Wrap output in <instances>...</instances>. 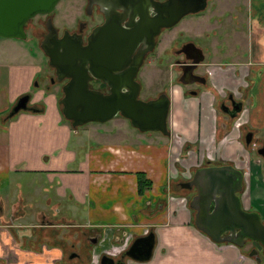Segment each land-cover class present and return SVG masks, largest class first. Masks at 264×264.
<instances>
[{
  "label": "crops",
  "instance_id": "crops-1",
  "mask_svg": "<svg viewBox=\"0 0 264 264\" xmlns=\"http://www.w3.org/2000/svg\"><path fill=\"white\" fill-rule=\"evenodd\" d=\"M244 2L247 26L257 16L262 29L235 31L240 20L236 12L230 14L221 23L229 38L225 55L239 44L251 48L253 62L241 60L238 76L233 66L219 65L214 34L212 74L200 97L174 79L169 82L168 136L161 138L140 133L122 117L112 120L111 128L98 129L97 123L73 128L62 116L50 74L39 76L36 55L20 46L27 38H0V264H99L102 256H117L149 233L150 258H128L125 264H256L241 249L214 244L198 232L177 185L186 180L179 175L187 177L209 161L200 163L197 145L231 135L240 140L234 129L214 132L211 87L231 92L241 87L245 98L239 123L257 137L264 132V0ZM41 83L43 91L30 94L32 85L39 89ZM24 95H31L29 110L9 118ZM191 157L193 163L184 164ZM139 177L149 186L143 187Z\"/></svg>",
  "mask_w": 264,
  "mask_h": 264
},
{
  "label": "water",
  "instance_id": "water-1",
  "mask_svg": "<svg viewBox=\"0 0 264 264\" xmlns=\"http://www.w3.org/2000/svg\"><path fill=\"white\" fill-rule=\"evenodd\" d=\"M58 1L0 0V38L25 40L27 22L38 14L51 13ZM147 1L153 15L149 16L146 8V24L139 23L129 33H123L120 26H116L115 29L120 31L118 35L112 33L107 36L95 30L86 46L82 45L79 37L68 33L57 38L55 28L50 21L47 23L48 33L40 48L49 66L55 69L56 81L68 80L62 88L63 97L59 104L62 116L71 122L73 128L89 123L105 124L120 116L140 133L168 136V100L164 95L151 101L139 99V83L135 78L144 52L136 59H131V56L139 42V33L146 35V52H150L160 29L171 28L184 15L202 10L205 0ZM92 79L104 82L109 94L91 89ZM28 99L27 95L19 98L9 118L29 110ZM241 184V172L230 165H222L196 169L190 180L180 183L179 187L194 189V195L188 202V208L194 212L193 226L211 242L239 248L242 240L247 239L264 249V224L260 223L256 213H246L240 208L236 193L240 192ZM97 241L98 237L92 240V244H97ZM152 247L153 235L149 233L135 239L125 256L135 262H145L150 258ZM247 256L256 263L260 262L255 250ZM100 263L114 264L105 255Z\"/></svg>",
  "mask_w": 264,
  "mask_h": 264
},
{
  "label": "flooded vegetation",
  "instance_id": "flooded-vegetation-1",
  "mask_svg": "<svg viewBox=\"0 0 264 264\" xmlns=\"http://www.w3.org/2000/svg\"><path fill=\"white\" fill-rule=\"evenodd\" d=\"M60 1L61 0L57 2L55 8L51 13L36 15L42 18L40 22H42L44 26V31H42V35H41L42 37L39 43L43 41V39L48 33L47 23L49 21L56 30L57 38L60 39L63 37L65 33H68L69 35H73L74 37H79L82 41V45L86 46L89 40L91 39L92 33L95 30L102 31V33L107 34V36H109L112 33H116L118 35L120 31L115 29V27L120 26L123 33H129L132 32L134 28L139 25V23L146 24V8L149 12V16L153 15L151 8L147 6V2H148L147 0H66L67 5L69 7L68 9L64 8V18L67 17L70 18L72 24L71 26H69V28L67 27V29L59 31V29L56 28L55 25H53L54 24L53 16L55 14L54 11L56 10ZM156 1L160 2L163 0H156ZM208 2L209 0H205V6L202 10L195 13L186 14L183 17L192 16L204 11L208 6ZM232 7L234 8L235 4H233ZM238 7L239 10H235L238 15L234 14V16H237V18H239L240 23L237 25L236 28H234L235 31H240L241 33H245L247 29L252 33H254L256 30L262 29V26L258 23L257 16L250 18L249 22L251 24L247 26L246 14L244 11L245 7H243V4H239ZM229 12H230L229 10L225 9L222 10L221 15H215L216 20H212L213 22H217L216 24L218 26H216L215 28H212L211 30L206 32L194 31L192 35H187L184 33L177 34L175 37L169 40L165 48H160L159 47L161 43L160 36L165 31H169L171 28L176 26V24H178L183 17L180 18L178 23H176L173 27L167 29H160L158 35L154 37V45L150 52H146V35L144 36L141 33H139L138 36L139 42L135 47L131 56V59H136L139 54H142L144 52L142 55L141 63L139 65L137 76L135 78V80L139 83V94L141 91H144V89L146 90V84H144L142 80L139 78L140 70L143 67H146V59L148 58V56L156 52L159 48H160V53L152 63V67L158 69L163 63V61H169L166 77H168V75L170 76V74L173 73L174 74L173 79L176 80V82L181 87H183L188 94L192 96L200 97L201 93L203 92L202 89L208 83V78L212 74L211 68L209 69V67L212 65L211 59L214 56V54L212 53L213 47L216 50L218 49L217 52H219L218 55L219 65H222L224 67L233 66V70H234L233 72L236 76H238L237 74L240 68L244 66L241 60H244L246 57H249V59L251 60L253 57L252 54H250L251 48L250 49L248 48V51H246L245 48H243L239 44H235L232 47V51L230 52V54L225 55L226 52L229 50L228 44H226L227 42L226 40L229 38H227V33H228L227 30L225 29L224 26L221 25L219 16L224 18L226 17L231 18ZM36 16H34L33 18H35ZM33 18H31V20H33ZM250 25L253 26V29L252 27L250 29ZM25 32L27 33L26 29ZM33 32L40 33L39 27H34ZM214 34L218 36L217 40L219 42V45L217 46L214 45L212 47L213 45L212 38ZM100 43H102V41H99V44ZM98 46H99V50H101V46L100 45ZM197 50L199 52H197ZM215 54L217 53L215 52ZM199 58L200 60H198ZM232 58L235 59L238 58V62H229ZM252 62H250L249 65H254V63ZM50 68L52 69V75H53V76L50 75L49 77L50 85L58 86L59 84V88L61 92L59 99L61 100V98L63 97L62 88L67 83L68 80L57 82L55 69L52 68L51 66ZM180 80H182L184 83L180 82ZM90 88L94 90H98L105 95L109 94V89L107 85L101 81H96L92 79L90 81ZM165 90L166 92L159 90L157 91V93L147 98L146 96H144L143 97L144 100L140 98L139 99L142 101H151L156 99L160 95H164L168 100L167 89L165 88ZM211 90H212L211 97L213 100L211 109L213 114L215 115L214 119H216L214 124L215 125L214 132L217 131L219 134H221V132H226L227 134L228 132H230L231 129L237 131L239 133V138H240L239 144L241 148L243 150L250 149L251 151H253V153L257 155V157L262 162V166L264 169V136L262 138L255 136V134L252 131L248 130L245 126H242L239 123L238 116L242 112L243 101H244L243 99L245 98L244 92L241 89V87L236 86L234 92L229 91L225 87H220L216 91H214L213 87H211ZM27 96L29 97L28 102H30L31 95H27ZM168 108H169V102H168ZM217 119L219 120L218 123H217ZM222 165H230L241 172V170L237 168L233 163H229V162L213 163L210 162V160L206 162L204 165L197 167L196 169L212 167V166H222ZM195 170L192 171L188 180L179 182L177 185H179L180 183L188 182ZM241 174H242L241 190L240 192L236 193V196L238 197L240 202V208L242 211L246 213H256L259 216L260 223L264 224V178H260V179L257 178L256 180H254L253 178L249 177L246 187L244 184V175L242 172ZM256 188L259 191H255ZM183 190L192 192L191 196L188 198V202H189L190 198L194 195V189L191 188L189 190L187 189H183ZM243 192H245L247 195L246 205H244V202L242 200ZM191 212L193 217L194 214L193 210H191ZM92 238L93 236L90 238V240ZM121 244L122 243L120 242L117 246L120 247ZM246 246L248 247L245 249L244 252L245 255H247L251 250H255L257 257L260 259L261 262V258L259 257V254L264 256V249L255 242L249 241L247 239H243L242 246L239 247V249L242 250ZM126 250H124L123 252H119L117 256H110L109 253H107L108 255L106 256L111 258L114 264H116L117 262H121L125 264V261L128 260V258L125 256ZM251 259L254 261L253 258ZM260 262L259 263L255 262V263L260 264ZM98 263L101 264L100 260Z\"/></svg>",
  "mask_w": 264,
  "mask_h": 264
},
{
  "label": "rangeland",
  "instance_id": "rangeland-1",
  "mask_svg": "<svg viewBox=\"0 0 264 264\" xmlns=\"http://www.w3.org/2000/svg\"><path fill=\"white\" fill-rule=\"evenodd\" d=\"M246 0H209L208 6L206 9L198 14L192 15V16H186L183 17L182 20L176 24L173 28H171L169 31H165L161 36V43L159 45L160 48H165L169 42L170 39L175 37L177 34H187V35H192L195 32L199 31H209L212 28L218 26L216 23L213 22L212 20H216L215 15H221L222 10L224 8L228 9L229 8V15L233 12H236L235 10H239V4H243V7H245V2ZM233 4H235V7L233 8ZM67 1L66 0H61L54 11L55 14L53 16V22L56 28L59 29V31H62L64 29L69 28L71 26L72 22L70 18H64V8L68 9ZM74 9V8H73ZM221 23L229 20V17H221ZM42 20L41 17L36 16L33 18V20H30L26 24V31H27V43L20 45L25 51H28L30 53H33L35 56V61L37 65L40 67V73L39 76H42L43 73H49L52 75V69L48 65L49 62L47 60V57L45 54L42 52L40 48V43L39 41L41 40V35L42 31H44V26L43 23L40 22ZM223 25V24H222ZM34 27H39V32H33ZM1 42V39H0ZM160 48L148 56L146 59V67H143L140 70L139 73V78L142 80L144 84H146V90L141 91L139 94V98L144 100V96L150 97L157 93V91L161 90L163 92H166L165 88L167 89L168 85L170 84L169 82L173 79V73L168 75L166 77V72L168 71V64L169 61H163L161 66L156 69L152 67V63L154 60L157 58V56L160 53ZM53 76V75H52ZM36 82V81H35ZM34 82V83H35ZM172 83V82H171ZM40 88H35L33 85L31 87V93L30 94H35L39 93V91H43L42 88H45L44 84H40ZM56 90V95L59 98L60 97V88L59 84L58 86L54 87ZM246 109L248 108L247 105L245 107ZM18 115H16L14 118H16ZM118 118V119H117ZM114 120H124L121 117H115ZM109 121L105 124H100V125H95L96 128L106 129V128H111L113 121ZM128 126L130 124L125 121ZM219 120L217 119V123ZM96 124V123H93ZM86 126V125H83ZM105 126V127H103ZM81 127H78V130H82ZM217 129V128H216ZM137 132V131H135ZM147 134V133H146ZM149 136L152 137H157L161 138V135L159 133H148ZM264 136V132H260L258 137L262 138ZM237 142H234V141ZM210 141H212V137L210 138ZM217 141V140H216ZM223 141V142H222ZM239 140L236 139V135H231L228 138L220 140V143L217 142H210V144L206 143L203 144V146H196L197 152L196 156L201 159L200 163L203 164L202 158H207L210 160V162L213 163H220V162H232L237 168L241 170V172L244 175V184L247 187V181L250 178H253L256 180L257 178H264V169L262 166V162L260 159L251 151L250 149L243 150L238 143ZM195 155V152L193 153ZM191 160H193V157L189 158L188 160H184V164L189 165L190 163H193ZM196 160V159H195ZM196 165L199 164V162H195ZM196 169V168H195ZM194 169V170H195ZM180 171V170H179ZM193 170L189 171V175L187 177H182L181 175L178 176L180 180H186L189 179L190 174L192 173ZM181 174V171L179 172ZM182 192L185 197L188 199L191 196V191H186V190H179ZM255 191H259L257 188ZM242 200L244 202V205L247 203V195L245 192L242 194ZM248 246H246L244 249H242L243 252H245V249ZM259 257L261 258L260 264H264V256L259 254ZM99 262V261H98Z\"/></svg>",
  "mask_w": 264,
  "mask_h": 264
},
{
  "label": "trees",
  "instance_id": "trees-1",
  "mask_svg": "<svg viewBox=\"0 0 264 264\" xmlns=\"http://www.w3.org/2000/svg\"><path fill=\"white\" fill-rule=\"evenodd\" d=\"M138 181H139L140 184H142V183L144 182V183H143V187H147V186H149V183H148L147 181H143V180H142V177H139Z\"/></svg>",
  "mask_w": 264,
  "mask_h": 264
}]
</instances>
